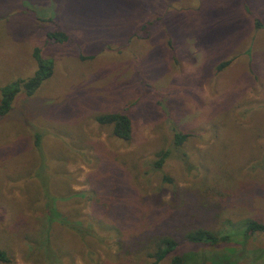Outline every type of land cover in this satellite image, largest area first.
Here are the masks:
<instances>
[{"label":"rangeland","instance_id":"rangeland-1","mask_svg":"<svg viewBox=\"0 0 264 264\" xmlns=\"http://www.w3.org/2000/svg\"><path fill=\"white\" fill-rule=\"evenodd\" d=\"M53 30L68 41L48 40ZM34 48L54 74L0 116L9 264H151L153 235L178 243L159 264L174 255L264 264V233L216 246L184 240L193 228L223 235L246 219L264 223V0H0V88L33 74ZM119 111L132 120L130 142L94 120ZM177 133L188 135L181 146ZM160 150L169 156L154 171ZM97 192L115 198L116 212L96 207ZM49 201L92 222L106 244L54 223L47 245Z\"/></svg>","mask_w":264,"mask_h":264},{"label":"trees","instance_id":"trees-1","mask_svg":"<svg viewBox=\"0 0 264 264\" xmlns=\"http://www.w3.org/2000/svg\"><path fill=\"white\" fill-rule=\"evenodd\" d=\"M255 27L257 29H260L262 27V23L260 21H256ZM45 36L48 40L60 44L67 42L69 38L65 32L60 30L48 31L46 32ZM32 57L35 61L36 68L30 77L26 79H16L0 88V116H5L11 111L12 104L18 95L23 94L26 97L34 96L40 89L41 85L45 81L51 79V77L53 76L54 61L51 58H45L39 48H34ZM229 64L230 62H223L218 65L217 70H223ZM94 120L100 126L109 127L114 138L123 142H130L132 140L133 125L132 120L128 116V114L121 111L109 112L97 115L96 117H94ZM187 138V134H175V145L181 146L187 140ZM34 145L36 148H40V136L37 134L35 135ZM168 156L169 152L167 150H160L156 152L153 161L150 162L152 166L151 168L154 171H161ZM104 178H108L116 182V178L112 174L106 173ZM48 185L49 183L42 184L44 192H46L45 190ZM101 196L103 195L97 192V196L93 200V203L96 205V207H98L99 209L101 208L100 210L102 211H108L111 207L109 213L111 214L114 211L116 212L117 203L115 204V198L110 197V200H112L111 203L109 201H104V198H101ZM46 197L50 199L49 196ZM54 206V203L50 204L49 201L45 204L43 211L46 214L45 216L47 220L50 222V224H52L49 227V231L46 237L47 245L49 243L51 246V243H53L58 237L56 234H54L53 236L49 234L53 231L52 227L57 226L54 223L65 226L66 228H68V231H70L83 242L92 240L94 243L106 244V239L108 240L110 238L106 237V235L101 238L98 234L99 231L96 229L95 225L92 222L88 221L87 223H84L82 220L75 219L74 216L71 215L70 218L69 216L67 218L64 216V214L58 212ZM239 225L240 227L235 232L223 235H220L216 233V231L210 229L193 228L188 230L184 234V240L192 244L216 246L218 244H225L227 242H237L238 237L247 239L248 237H251L256 233H264V223L255 219L243 220ZM104 229L106 232L112 231L108 226H104ZM114 234L118 236V234H116L115 232ZM147 239L149 240V247L145 252L148 258L153 259L151 264H159L164 259L168 258L176 250V247L178 245V243L174 239L167 235H153L152 237H147ZM52 250L55 251L53 246ZM52 250L50 249V247L48 248L49 253ZM53 254L54 253L52 252L49 257H51ZM0 262L5 264H9L11 262V259L8 257L7 253L2 249H0ZM170 264H196V258L194 255H174L170 259Z\"/></svg>","mask_w":264,"mask_h":264}]
</instances>
